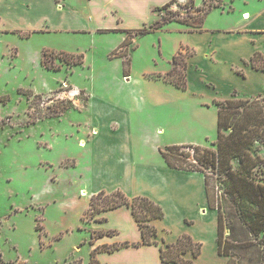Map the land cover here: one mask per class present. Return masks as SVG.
Segmentation results:
<instances>
[{"label":"rangeland","instance_id":"rangeland-1","mask_svg":"<svg viewBox=\"0 0 264 264\" xmlns=\"http://www.w3.org/2000/svg\"><path fill=\"white\" fill-rule=\"evenodd\" d=\"M97 1L106 3L108 0H58V7L72 11L81 24L101 27L94 31L78 29L62 32L26 27L30 26L27 18L23 19L26 14L22 10L26 5L20 0L16 6L17 2L11 0L12 29L0 33V264H92L93 250L97 247L94 244L99 238L112 242L102 245L107 250L112 245L120 246L113 258H123V264L133 262L135 251L123 245L129 242L125 241V236L131 230L124 217L119 213L101 216L102 212L110 209L94 216L87 212L93 195L89 193L93 187V174L89 171L92 108L84 106L89 104L88 94L117 93L114 76L121 72V61L110 62V55L122 57L128 69L132 53L137 70L146 68L163 72L170 68V58L176 54L180 42L198 46L200 51L192 57V61L201 67L192 71L190 79L196 91L201 84L203 96L195 95L183 100L175 97L179 99V104L181 101L197 104L202 99L211 102L213 94L227 97L230 87L237 88L241 94L252 95L250 90L253 85L264 81V71L246 82L243 76L233 74L226 66L223 56L226 55V41L229 40L227 34L219 33L214 38L220 42L222 51L212 61L205 53L206 39L212 32L151 29L157 21L166 17L174 21L171 23L174 28L179 27L177 19L190 20L192 25H198L205 15L197 6L206 8L210 4L220 6L212 7L204 26L227 28L237 20L242 21V10L250 11V14H242L244 19L249 18L253 11L262 10L264 0H206L204 4V0H193L194 4L190 0H176L160 10L153 5L156 0H145L144 9L136 14L122 13L115 8L99 11L96 10ZM115 16L122 24L136 29L107 28ZM170 21L165 24L169 25ZM260 25L264 26V18ZM139 28L150 31L141 33L137 30ZM137 38L141 45L134 50ZM241 38L247 42L245 35ZM256 38L264 45V32L257 34ZM182 50L192 49L183 47ZM44 51L52 52L45 59L54 68L42 64ZM78 55L83 56L80 64L62 59L73 61ZM93 57L96 61L91 65ZM101 73L107 74L108 78H100ZM202 79L216 84L218 92L212 89L213 86H203ZM252 98L263 101L264 91ZM167 120L170 122L167 131L160 132L164 144L183 140L185 135L181 121L179 118L174 121L173 111ZM156 124L160 126L164 122L157 120L150 127L154 128ZM201 134L203 130L196 120L189 133L190 138L200 140ZM81 138L86 139L81 141L84 145L80 144ZM215 139L214 135V138L203 141L204 146L215 149ZM192 150L189 147L185 149ZM253 150L264 157V141H256ZM234 164L237 165L238 161L235 160ZM216 192L220 190L216 188ZM98 202L103 203L102 199ZM209 217L212 219V214ZM121 222L125 230L119 228ZM166 223L171 230L170 238L189 231L202 238V262H217L216 249L201 221L189 226L181 217L169 214ZM104 252L99 249L94 253L98 264L109 261L106 253L102 254ZM220 259L222 263L227 261L226 257Z\"/></svg>","mask_w":264,"mask_h":264},{"label":"crops","instance_id":"crops-1","mask_svg":"<svg viewBox=\"0 0 264 264\" xmlns=\"http://www.w3.org/2000/svg\"><path fill=\"white\" fill-rule=\"evenodd\" d=\"M17 2L15 5L20 4V0H13ZM26 8L22 10L26 16L23 18L29 22L30 29L41 31H72V30H96L99 26H87L80 23V19L75 17L72 11H66L63 8H59L58 0H22ZM171 0H156L157 7L164 5ZM145 0H108L106 3L97 1L96 10L99 11H112L114 8L122 13H139L144 9ZM204 4V1H203ZM202 4V5H203ZM201 6V5H200ZM220 5H213L216 8ZM11 0H0V33L11 30L10 23L12 22L11 16ZM199 7V6H197ZM223 7V5H222ZM224 8V7H223ZM69 9H72L69 7ZM212 9V8H211ZM210 9V11H211ZM154 10V9H153ZM209 11V12H210ZM208 12V13H209ZM250 11L245 9L241 11L242 21L237 20L234 25L227 28L218 27H205L204 22L206 20L205 14L203 22L200 28H195L191 24L180 23L179 27L174 28V24L164 25L159 31H182V32H212L213 34L206 39L205 53L210 60L216 59L221 54L222 47L217 39H214L217 34L229 35V40L226 41V55L223 56L226 66L233 74L238 73L236 69H242L245 73L244 80L250 82L263 70H257L253 68L246 60H249L255 51L259 50L264 53V45L260 43V40L256 38L257 34L264 32V26L260 25L264 15V8L262 10L253 11L252 15L247 19L242 18V14ZM73 19V20H71ZM77 22H75V20ZM107 28L114 30H128L136 29L130 28L122 24L119 19L113 17ZM34 20L33 22L30 21ZM41 27V28H40ZM43 28V29H42ZM246 37L247 42L242 41V36ZM228 37H226L227 40ZM126 39L123 38V42ZM122 42V43H123ZM134 50L140 47V39L134 40ZM120 46V45H119ZM118 46V47H119ZM118 47L116 49H118ZM183 47H189L194 52L190 56L188 61V86L186 89H182L172 83L165 81L161 75L167 72L172 67V57L170 58V68L165 69L163 72H154L146 68L140 70L135 67L134 54H130L131 63L127 71L125 70L124 59L120 56H109L110 62L116 60L121 61L120 73L114 76L117 82V93L113 94H88L89 104L84 107L91 109V130L89 131V141L91 142V153L89 158V171L93 174L91 178L93 181V187L90 189V194H95L100 190H106L108 192L121 189L127 196L133 197L137 195H145L160 204L164 210V217L157 218L152 221L159 229L158 240L162 242L175 241L176 237H169L170 228L167 227L166 219L169 214H174L181 217L186 224L192 226L196 221H201V224L210 234V240L213 243L214 248H217V214L214 210L208 207L205 178L204 174L200 171H190L178 168L170 167L165 158L163 157L160 148L164 145H170L171 143H165L162 140L163 131H167L169 121L167 120L172 111L174 112V121L178 118L181 121L182 130L185 138L183 140H175L173 144H194L204 146L205 142L209 139H217L218 134V106L215 100H222L228 97H232L233 93L240 97H252L257 96L264 91V81L256 82L251 89L250 94H241L237 88H229L230 95L227 97H221L213 94L210 98L212 101H206L204 99L197 102V104L189 103L188 101H181L179 99L192 98L197 95L201 97L202 89L198 84L196 89L192 88V81L190 76L193 70H199L201 65L192 61V57L197 54L200 49L198 46L190 44L188 42H180L176 47L177 52L182 50ZM133 49H131L132 51ZM176 52V53H177ZM87 56V55H86ZM87 58V57H86ZM120 58V59H119ZM245 60V61H244ZM95 57L91 58L90 63H95ZM262 74V72H261ZM264 75V73H263ZM238 76V75H237ZM102 79L108 78L107 74L101 73L99 76ZM110 77V76H109ZM203 86L208 85L213 90L218 92L217 85L211 82H205L202 79ZM147 84V85H146ZM210 84V85H209ZM139 85V87L137 86ZM197 92V93H196ZM174 97V99H173ZM178 97V98H175ZM87 100V101H88ZM155 117L157 120H162L163 125L151 128L150 125L154 124ZM197 123L203 130L202 140H194L190 138V131L194 128V123ZM210 131V132H209ZM212 131V132H211ZM214 131V134H212ZM215 139V140H216ZM214 140V141H215ZM81 141L86 139L81 138ZM119 213L124 217L130 231L126 233L125 241L134 242L142 241L141 228L138 222L134 218L131 208L122 205L114 209H110L108 212H102L104 214ZM212 214V219L209 217ZM107 215V216H108ZM197 217V218H196ZM119 228L125 230L126 228L121 225ZM188 233V232H184ZM193 238L202 242V238L198 237L192 231L189 233ZM110 240H96L94 246L109 245L112 242ZM126 245L125 248L132 247L130 249L135 251L133 262L130 264H176L174 262H164L160 256V246L156 244H140V245ZM116 248L114 250H105L107 259L109 261L105 264H123L119 256L112 257L114 252L119 251ZM122 250V249H120ZM202 253L194 258L199 264H204L202 261ZM217 253V249H216ZM187 258H192V254L186 253ZM217 253L214 264H226L222 263ZM125 264V263H124Z\"/></svg>","mask_w":264,"mask_h":264},{"label":"trees","instance_id":"trees-1","mask_svg":"<svg viewBox=\"0 0 264 264\" xmlns=\"http://www.w3.org/2000/svg\"><path fill=\"white\" fill-rule=\"evenodd\" d=\"M176 0H171L157 7V10L169 7ZM194 4L193 0H190ZM206 3V0H204ZM213 4L206 8L199 6L204 15ZM157 21L151 29L161 28L167 20ZM180 23L191 24L190 20L177 19ZM203 18L198 25L200 28ZM141 33L150 29H137ZM52 52L44 51L42 64L49 65L45 58ZM192 50L178 51L172 59V67L161 77L182 89L188 86V60ZM61 54V53H60ZM69 56L68 54H61ZM68 63L80 64L83 56L76 60L62 58ZM245 61V60H244ZM253 68L264 71V53L257 50L249 60L245 61ZM127 71V68H125ZM236 71L243 76L242 69ZM254 97V96H252ZM252 97H232L215 100L218 106V134L211 147L194 144H170L160 148L167 164L172 168L200 171L204 174L208 207L217 214V253L227 258L226 264H264V157L255 153L253 145L256 141H264V100ZM189 147L193 151H185ZM191 158V159H190ZM235 160L238 164L235 165ZM205 168L210 169L207 171ZM216 188L220 192H216ZM98 199H102L99 204ZM126 205L142 232V241L133 243L156 244L160 246V256L164 262L176 264H198L194 258L202 253V242L195 240L190 234L182 233L173 242H160L159 229L152 223L154 219L163 218L162 206L145 195L127 196L121 189L113 191L100 190L91 197L88 213L91 216L103 210L114 209ZM129 245V242L123 243ZM120 246L112 245L109 250ZM104 246H97L94 253ZM108 249V248H107ZM105 249V250H107ZM190 252L192 258L185 257Z\"/></svg>","mask_w":264,"mask_h":264},{"label":"bare ground","instance_id":"bare-ground-1","mask_svg":"<svg viewBox=\"0 0 264 264\" xmlns=\"http://www.w3.org/2000/svg\"><path fill=\"white\" fill-rule=\"evenodd\" d=\"M81 145H84L83 142H80Z\"/></svg>","mask_w":264,"mask_h":264},{"label":"built area","instance_id":"built-area-1","mask_svg":"<svg viewBox=\"0 0 264 264\" xmlns=\"http://www.w3.org/2000/svg\"><path fill=\"white\" fill-rule=\"evenodd\" d=\"M193 151V150H192Z\"/></svg>","mask_w":264,"mask_h":264}]
</instances>
